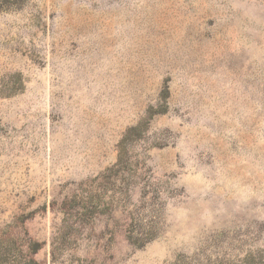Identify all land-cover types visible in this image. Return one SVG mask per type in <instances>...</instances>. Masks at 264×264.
I'll use <instances>...</instances> for the list:
<instances>
[{
  "label": "rangeland",
  "instance_id": "374dc122",
  "mask_svg": "<svg viewBox=\"0 0 264 264\" xmlns=\"http://www.w3.org/2000/svg\"><path fill=\"white\" fill-rule=\"evenodd\" d=\"M30 259L264 264V0H0V264Z\"/></svg>",
  "mask_w": 264,
  "mask_h": 264
},
{
  "label": "trees",
  "instance_id": "16d2710c",
  "mask_svg": "<svg viewBox=\"0 0 264 264\" xmlns=\"http://www.w3.org/2000/svg\"><path fill=\"white\" fill-rule=\"evenodd\" d=\"M37 250H39V248H38V249L35 248V249H34V252L36 253ZM30 262H32V264H38V263H37L35 260H33V259H32V260L30 259Z\"/></svg>",
  "mask_w": 264,
  "mask_h": 264
}]
</instances>
